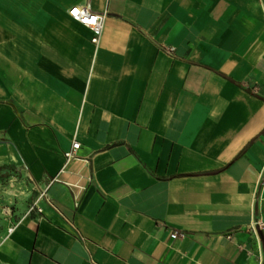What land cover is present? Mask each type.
<instances>
[{
    "label": "crops",
    "instance_id": "1",
    "mask_svg": "<svg viewBox=\"0 0 264 264\" xmlns=\"http://www.w3.org/2000/svg\"><path fill=\"white\" fill-rule=\"evenodd\" d=\"M0 167V264H264V0H0Z\"/></svg>",
    "mask_w": 264,
    "mask_h": 264
},
{
    "label": "rangeland",
    "instance_id": "2",
    "mask_svg": "<svg viewBox=\"0 0 264 264\" xmlns=\"http://www.w3.org/2000/svg\"><path fill=\"white\" fill-rule=\"evenodd\" d=\"M22 180L17 169L0 167V234L16 218L18 209L30 202L32 190L29 185L22 184Z\"/></svg>",
    "mask_w": 264,
    "mask_h": 264
},
{
    "label": "built area",
    "instance_id": "3",
    "mask_svg": "<svg viewBox=\"0 0 264 264\" xmlns=\"http://www.w3.org/2000/svg\"><path fill=\"white\" fill-rule=\"evenodd\" d=\"M69 15L71 18L76 21L81 23L82 25L88 27L91 29L93 32V43L97 44L101 38V35L103 33V23H104V15L98 14L94 12L89 6H73L69 10ZM81 144L77 141L73 142L72 148L65 153V158H66V164H69L73 160L79 159V156L77 154L78 150L80 149ZM88 181L91 182L92 179L89 177ZM73 187H76L80 190H84L85 186L83 185H70ZM43 196H46L44 193ZM78 206V202L76 204ZM258 225V224H257ZM173 239H176L179 237L178 233H174L171 236Z\"/></svg>",
    "mask_w": 264,
    "mask_h": 264
}]
</instances>
